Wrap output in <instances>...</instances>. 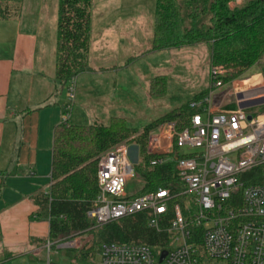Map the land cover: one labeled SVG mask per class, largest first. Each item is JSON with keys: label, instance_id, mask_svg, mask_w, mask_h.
Returning a JSON list of instances; mask_svg holds the SVG:
<instances>
[{"label": "built area", "instance_id": "2783aa9c", "mask_svg": "<svg viewBox=\"0 0 264 264\" xmlns=\"http://www.w3.org/2000/svg\"><path fill=\"white\" fill-rule=\"evenodd\" d=\"M225 72L211 69L207 94L189 102L188 125L178 130L166 121L149 131L146 152L150 166L175 162L188 200L173 206L168 189L126 196L124 187L138 163H131L127 145H118L97 161L98 195L87 216L101 226L144 212L148 226L170 235L168 249L144 244L109 243L100 247V264H264V76L224 83ZM234 82L239 83L233 89ZM68 89L62 122L70 118L75 81ZM229 84L224 92L223 89ZM226 103L215 104V95ZM234 108H230L233 107ZM248 117L250 119L248 120ZM47 241L46 248L50 250ZM72 248L73 241L58 244ZM166 255L159 262V255ZM47 264H50L47 262Z\"/></svg>", "mask_w": 264, "mask_h": 264}, {"label": "trees", "instance_id": "16d2710c", "mask_svg": "<svg viewBox=\"0 0 264 264\" xmlns=\"http://www.w3.org/2000/svg\"><path fill=\"white\" fill-rule=\"evenodd\" d=\"M155 0L153 36L150 53L185 47L206 46L210 68L225 72L224 83L237 80L264 57V0ZM14 4V3H13ZM12 7V5H11ZM8 13L0 4V18L18 15ZM92 0H58L56 22L55 80L66 85L82 74L92 73L89 65ZM166 78L150 82V95L166 93ZM158 86L161 91H158ZM207 94L204 91L191 101ZM189 102L144 127L130 128L122 118H111L108 125H70L62 122L53 130L50 187L46 194L33 197L36 216L48 222L47 241L56 244L85 236L86 243L73 249L77 259L91 261L104 244H144L154 249H168L170 235L148 226L144 212L136 213L98 226L87 216L98 195L96 171L98 158L112 148L132 144L139 155L135 175L143 181L136 195L168 189L174 196L165 220L172 217L175 204L188 200L175 170V162L150 166L153 157L146 152L150 130L174 121L177 129L188 125L192 111ZM42 244V243H41ZM89 245L87 248L86 246Z\"/></svg>", "mask_w": 264, "mask_h": 264}, {"label": "crops", "instance_id": "0c3cea01", "mask_svg": "<svg viewBox=\"0 0 264 264\" xmlns=\"http://www.w3.org/2000/svg\"><path fill=\"white\" fill-rule=\"evenodd\" d=\"M142 3L92 0L89 65L93 72L84 74L86 78L103 79L111 69L120 73L129 69L127 65L136 59L134 48L148 54L153 25L150 36L151 16L145 17ZM46 43L39 19L29 24L20 11L16 17L0 18V262L31 252V241L48 236V222L36 216L33 197L46 194L50 187L53 130L62 123L68 92L61 98L65 86L55 80V54L52 50L49 56ZM108 60L114 62L105 69ZM152 79L148 97L157 99L150 96ZM79 81L80 77L75 79V87ZM225 103L224 97L215 95L217 106ZM120 106V114L133 110L125 102ZM72 117L79 123L77 115ZM115 117L119 116L112 111L108 119Z\"/></svg>", "mask_w": 264, "mask_h": 264}, {"label": "rangeland", "instance_id": "374dc122", "mask_svg": "<svg viewBox=\"0 0 264 264\" xmlns=\"http://www.w3.org/2000/svg\"><path fill=\"white\" fill-rule=\"evenodd\" d=\"M19 6L20 14L24 20L34 25L39 19L43 24L45 40L47 39V53L52 55L56 49V22L58 0H12ZM154 1L144 0L141 5V11H144L145 17H150L149 25L151 27L154 19ZM238 0L237 3H242ZM4 7L8 5V13L14 14L13 3L8 0H0ZM149 4V6H148ZM12 5V7H11ZM148 12H150L148 14ZM19 13V12H18ZM30 26V25H29ZM151 43L148 45V54L145 51L134 48L133 60L127 66L129 69L120 73L112 69L106 71L103 79L100 77L86 78L84 74L80 75V81L77 87L74 85V98L71 103L70 118L77 115L79 123H75L73 117L68 119L70 125H108L110 113L113 111L115 116H119L126 121L130 128L142 131L145 126L159 118H163L173 110L190 102L196 95L202 93L210 84V59L209 51L206 46L185 47L169 51L150 53ZM113 60H108L103 64L105 69L112 67ZM92 66H97L92 60ZM122 66H125V64ZM158 76L166 78L165 95L156 98L148 97L149 80ZM264 76V57L254 66L245 71L239 79L253 78V85L259 86ZM77 77V78H79ZM83 77V78H82ZM70 83L63 88L62 97L66 96ZM239 83L234 82L233 89L239 88ZM229 84L224 88L227 89ZM158 91L161 87L158 86ZM207 91V90H206ZM151 96V95H150ZM153 97V96H151ZM97 101V102H96ZM99 102V103H98ZM120 102H125L133 106V110L120 114L123 107H119ZM68 99H66V104ZM109 107V108H108ZM113 108V109H112ZM231 109L234 108L230 107ZM264 107L253 109L256 113H261ZM65 112V111H64ZM113 114V113H112ZM114 116V115H113ZM130 150L131 163H139V155L132 144L127 145ZM143 188V181L135 174L127 180L124 187V194L132 196L137 194ZM31 241L29 250L31 252L13 257L10 260L2 261L0 264H100L99 257L96 256L91 261H81L76 258L73 249H80L87 242L85 236L71 239L72 248H58V244L53 245L48 250L47 237ZM65 241V242H70ZM43 244L37 250V246ZM87 248L89 245L86 246ZM205 264H223L219 262H207Z\"/></svg>", "mask_w": 264, "mask_h": 264}, {"label": "water", "instance_id": "95a60500", "mask_svg": "<svg viewBox=\"0 0 264 264\" xmlns=\"http://www.w3.org/2000/svg\"><path fill=\"white\" fill-rule=\"evenodd\" d=\"M250 119V117H248V120ZM166 255V251H162L159 255V262H161L163 260V258L165 257Z\"/></svg>", "mask_w": 264, "mask_h": 264}]
</instances>
